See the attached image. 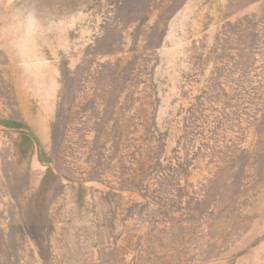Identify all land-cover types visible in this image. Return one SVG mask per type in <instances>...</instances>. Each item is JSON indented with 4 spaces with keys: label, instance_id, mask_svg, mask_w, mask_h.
Returning <instances> with one entry per match:
<instances>
[{
    "label": "rangeland",
    "instance_id": "1",
    "mask_svg": "<svg viewBox=\"0 0 264 264\" xmlns=\"http://www.w3.org/2000/svg\"><path fill=\"white\" fill-rule=\"evenodd\" d=\"M0 264H264V0H0Z\"/></svg>",
    "mask_w": 264,
    "mask_h": 264
}]
</instances>
